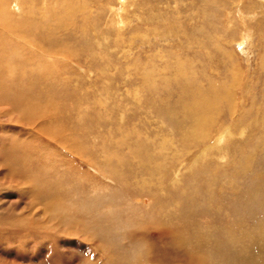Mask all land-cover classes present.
Instances as JSON below:
<instances>
[{
  "label": "rangeland",
  "instance_id": "obj_1",
  "mask_svg": "<svg viewBox=\"0 0 264 264\" xmlns=\"http://www.w3.org/2000/svg\"><path fill=\"white\" fill-rule=\"evenodd\" d=\"M6 3L0 264H264V0ZM181 75L228 95L223 160L162 140Z\"/></svg>",
  "mask_w": 264,
  "mask_h": 264
},
{
  "label": "bare ground",
  "instance_id": "obj_2",
  "mask_svg": "<svg viewBox=\"0 0 264 264\" xmlns=\"http://www.w3.org/2000/svg\"><path fill=\"white\" fill-rule=\"evenodd\" d=\"M29 1L33 2L34 0H29ZM119 2L122 4L124 2V0H119ZM18 3H19V1H18ZM18 3L16 4V6H18V7L15 10H20V12H21L23 10H22V7H20ZM6 5H8L6 3V0H0V86H2L1 85L2 84L1 83L2 82V72L6 71V70H10L9 72H12L11 69L15 67L14 63L12 61V60H14V59H12V58H14V55L12 57V55H10L7 52V46H9L10 44L6 46V44L3 42V40H5V42H6V39H4L6 36V32H11L12 34H13V32H15V33H17V35H16L17 38L21 39L22 41L23 40L31 41V38L33 37L31 27L34 26L32 24V22L30 23L28 21L24 22L23 20H20V17L18 15H16V16H18L17 17L18 21H14L12 18L13 14L10 11L9 12L6 11L7 10ZM66 7H68V6H66ZM115 10H117V9H115ZM20 12H18V13H20ZM116 18H117V16H116ZM116 21H118V19ZM121 23H122V21H121ZM118 27H119V25H118ZM2 42L5 45L2 44ZM18 61H20V60H18ZM260 64L262 65L263 62L261 61ZM177 65H179V63ZM177 65H176V67H177ZM176 74H177V72H176ZM176 74H174V75H176ZM181 76H183V75H181ZM183 77H184V80L181 83L178 82L179 83V90L178 91L180 93L178 95V97H180V96L181 97L179 99L173 101L172 104H168L169 106H166L169 110L170 116L172 117L171 124L173 125V123H174L175 128H177L179 130V136L177 137V140L179 141V144L181 145V147L179 148L176 145V143H175L176 138H174V136L170 135L169 139H168V137H165L162 140H163V142H166V141L171 142V145L174 146L175 153L177 154V156H179V157L182 156L184 152H185L184 156H186V154H187V156L192 155L191 158H193V159H192L191 164H194V165L197 164V162L200 159H203L204 157H208L210 154L215 152V150L219 151L216 155L217 158L220 160H223L227 154V152H226L227 150L225 149L226 141L230 136H232L231 128H230V126H224L223 125L222 128H221V126H219L218 131H220V132L217 134V136H214L215 137L214 139H212L213 135H211V132L215 130V129H213L212 126H213V124H215V120H216L217 116H219V114L221 112H223V108L227 109V106L225 104L226 103L225 99L228 103L229 102L228 101V95H227V93H223L221 91L222 89L218 90L217 88H215V86H209V88L198 87L195 85L196 83L195 84L189 83V81H190L189 79L191 77H188L185 75ZM163 103H164V100H163ZM234 107H235V105H234ZM167 108H166V110H167ZM177 110L181 116V117H179V119L173 117V115L176 116V114H178ZM229 114L232 115V109L231 108H230ZM231 121H232V119H231ZM262 140H264V138ZM192 150L193 151L195 150V152L193 154L191 153ZM254 155H255V153L253 152V153L249 154L248 156H246L245 159L243 160V164L240 166V169L238 171L234 172L233 174L238 175L240 173L245 172L246 169L248 170L249 169L248 164L251 160H253ZM173 158H175V157H173ZM175 160H176V158H175ZM178 160H179V162L181 161L180 159H178ZM233 176L234 175H231V178ZM209 177H211V176H209ZM260 188L257 189V187H256L255 192H253V190H252L253 195H254V193H257V194H261V196H262L264 193L263 194L260 193V191H259V190H261ZM262 189L264 192V185H263ZM247 198H248V200H250V197H246V199ZM189 200H190V198H189ZM189 207H190V205H189ZM189 207H186V208L188 209ZM5 234H6V232H5ZM232 239L233 238L231 236L228 237V241H231L230 243H232ZM233 242H234V240H233Z\"/></svg>",
  "mask_w": 264,
  "mask_h": 264
}]
</instances>
